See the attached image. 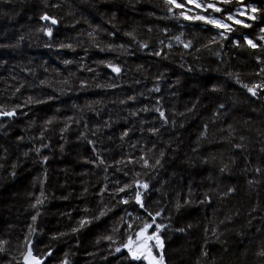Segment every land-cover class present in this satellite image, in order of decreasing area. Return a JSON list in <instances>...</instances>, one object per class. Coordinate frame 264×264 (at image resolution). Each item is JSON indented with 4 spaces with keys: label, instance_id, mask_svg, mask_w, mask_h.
I'll return each instance as SVG.
<instances>
[{
    "label": "trees",
    "instance_id": "obj_1",
    "mask_svg": "<svg viewBox=\"0 0 264 264\" xmlns=\"http://www.w3.org/2000/svg\"><path fill=\"white\" fill-rule=\"evenodd\" d=\"M262 85L264 0H0V264H264Z\"/></svg>",
    "mask_w": 264,
    "mask_h": 264
},
{
    "label": "snow or ice",
    "instance_id": "obj_2",
    "mask_svg": "<svg viewBox=\"0 0 264 264\" xmlns=\"http://www.w3.org/2000/svg\"><path fill=\"white\" fill-rule=\"evenodd\" d=\"M169 2L170 3H174L175 2V0H169ZM178 7H179V5H177ZM200 5H197V7H199ZM208 7H212V5H208ZM216 11H219V9H216ZM252 11H256L255 9H252ZM186 18H189V17H186ZM199 19H203V17H198ZM44 19H50V17H44ZM228 19L229 20H232L233 19V17L232 16H229L228 17ZM253 19H254V17H253ZM53 23H56V21L55 20H53L52 21ZM236 23H241V21H239V20H236L235 21ZM218 27H224V28H228V25H217ZM51 33L49 32V35H50ZM221 35H223L222 33H221ZM177 40H179V37H177L176 38ZM248 43H249V45H251L253 48H255L257 45L255 44V43H253L252 41H248ZM190 46V43L189 44H185L184 45V47H189ZM158 55H159V53H157ZM114 71H117V72H119L120 71V69L119 68H114L113 69ZM262 86H264V85H262ZM248 91H250V92H252V94L253 95H255L256 93H255V90L254 89H252V88H249L248 89ZM15 113L14 112H8V113H3V112H0V115H9V116H11V115H14ZM160 115L163 117L164 116V113L163 112H161L160 113ZM124 135H127V133H125ZM101 163H102V161H101ZM157 163H159V161H157ZM144 165L145 166H148V162H147V160H145L144 161ZM128 187H130V185H125L124 186V188H121V189H119L118 191H124L126 188H128ZM140 187H142V188H144V189H147L148 188V185L145 183V184H142V185H140ZM136 201H137V203H140L141 204V207H143V204H142V202H141V193L138 191L137 193H136ZM37 203L39 204V203H42V201H37ZM124 203H127V201H124ZM105 213H101V215L103 216ZM156 215L158 216V215H160V213H156ZM35 219H36V217H33V221H35ZM154 222V221H153ZM83 221L81 222V226H83ZM147 227H151V225H145V228H147ZM159 227L160 226H157V228L159 229ZM73 231H75V229H73ZM137 235H139V233L137 234ZM153 238H155L156 240H157V247H162V244L159 242V237L154 233L153 234V236H149V237H147V239L148 240H151V239H153ZM108 239H111V237H108ZM2 243H4V242H0V244H2ZM125 247H128V245H125ZM0 250H3L2 248H0ZM117 251H120V249L118 248V249H116ZM129 251H130V253H131V255H132V257L134 258V259H141L142 258V256H143V253H141V254H137L136 252H132L131 251V249H129ZM30 254V253H29ZM262 255H264V253H261ZM143 258H145V259H147V257H143ZM27 259V258H26ZM162 260H163V257H162V255H161V257H160V261H157L156 262V264H162Z\"/></svg>",
    "mask_w": 264,
    "mask_h": 264
},
{
    "label": "water",
    "instance_id": "obj_3",
    "mask_svg": "<svg viewBox=\"0 0 264 264\" xmlns=\"http://www.w3.org/2000/svg\"><path fill=\"white\" fill-rule=\"evenodd\" d=\"M45 17H50V16L46 15ZM48 20L52 22L54 19L50 17V19ZM53 24H56V23H53ZM22 261H23V264H40L41 263L40 258L37 255H35V253L32 250V244L28 245L27 250L23 255Z\"/></svg>",
    "mask_w": 264,
    "mask_h": 264
},
{
    "label": "rangeland",
    "instance_id": "obj_4",
    "mask_svg": "<svg viewBox=\"0 0 264 264\" xmlns=\"http://www.w3.org/2000/svg\"><path fill=\"white\" fill-rule=\"evenodd\" d=\"M72 181H73V179H72Z\"/></svg>",
    "mask_w": 264,
    "mask_h": 264
}]
</instances>
